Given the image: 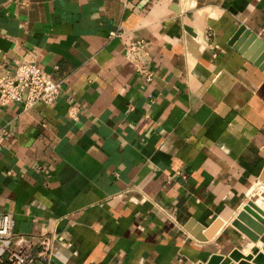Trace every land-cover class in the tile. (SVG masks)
Here are the masks:
<instances>
[{"label":"crops","instance_id":"0c3cea01","mask_svg":"<svg viewBox=\"0 0 264 264\" xmlns=\"http://www.w3.org/2000/svg\"><path fill=\"white\" fill-rule=\"evenodd\" d=\"M140 39L149 82L125 56ZM24 60L64 81L0 105V212L48 238L38 264L264 253L231 224L264 210V0H0V75Z\"/></svg>","mask_w":264,"mask_h":264},{"label":"built area","instance_id":"2783aa9c","mask_svg":"<svg viewBox=\"0 0 264 264\" xmlns=\"http://www.w3.org/2000/svg\"><path fill=\"white\" fill-rule=\"evenodd\" d=\"M119 36V31L110 33V38ZM143 43L141 39L132 41L125 56L135 63L136 71L149 82L154 73L143 63ZM63 89V80L54 79L34 61L24 60L17 65L13 75H0V105L22 102L24 109H28L40 102L51 104ZM74 113L70 111L69 114L76 117ZM47 240V237H41L36 242H28V239L15 235L11 213L0 212V264H38L45 256Z\"/></svg>","mask_w":264,"mask_h":264},{"label":"water","instance_id":"95a60500","mask_svg":"<svg viewBox=\"0 0 264 264\" xmlns=\"http://www.w3.org/2000/svg\"><path fill=\"white\" fill-rule=\"evenodd\" d=\"M243 30L240 28L239 32ZM238 32V33H239ZM257 209V210H255ZM263 211L255 204L253 200H249L246 205L238 212L237 216L232 220L231 224L240 233L250 237L253 241H258L260 235L264 233V217L261 215ZM219 221H216L208 229L207 235L195 234L196 238L201 241H206L209 237H212L218 230ZM264 251V245H263ZM224 257L220 255H213L207 263H197V264H219ZM228 258L232 261L229 264H235L234 262H239L240 260L250 261L254 264H264V253L259 251L256 254L248 253L244 254L238 248H234L229 254Z\"/></svg>","mask_w":264,"mask_h":264},{"label":"bare ground","instance_id":"6f19581e","mask_svg":"<svg viewBox=\"0 0 264 264\" xmlns=\"http://www.w3.org/2000/svg\"><path fill=\"white\" fill-rule=\"evenodd\" d=\"M257 188H258V186H257ZM259 188H264V186H262V185H260L259 186ZM256 204V203H255ZM257 205V204H256ZM258 206V205H257ZM259 207V206H258ZM260 208V207H259ZM261 209V211H263L262 213L263 214H261L263 217H264V210L262 209V208H260ZM255 210H257V209H255Z\"/></svg>","mask_w":264,"mask_h":264},{"label":"rangeland","instance_id":"374dc122","mask_svg":"<svg viewBox=\"0 0 264 264\" xmlns=\"http://www.w3.org/2000/svg\"><path fill=\"white\" fill-rule=\"evenodd\" d=\"M257 186H254L252 189H251V191L250 192H253L254 191V189L256 188ZM259 187V186H258Z\"/></svg>","mask_w":264,"mask_h":264}]
</instances>
